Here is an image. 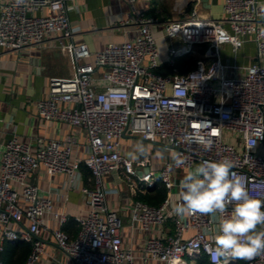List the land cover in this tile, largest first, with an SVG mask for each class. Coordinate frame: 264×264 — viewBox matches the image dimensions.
<instances>
[{"label": "built area", "instance_id": "1", "mask_svg": "<svg viewBox=\"0 0 264 264\" xmlns=\"http://www.w3.org/2000/svg\"><path fill=\"white\" fill-rule=\"evenodd\" d=\"M76 1L0 3V48L26 53L55 39L57 47L72 57L73 74L50 78L48 96L37 101L38 114L44 120L79 126L88 137L87 156L74 161L69 136L38 146L14 136L4 144L0 252L4 240L27 241L32 251L26 264H40L47 254L41 233L50 229L62 254L75 264H198L196 258L202 255L212 264L208 249L214 247L216 226L208 215L174 214L178 200L170 198L177 183L173 170L186 173L203 161L228 157L251 194L264 199V0H224L222 20L201 17L196 10L186 18L165 20L162 30L171 41L169 55L188 49V56L196 61L194 67L185 71L174 67L168 74L157 70L161 50L152 17L136 13L132 16L138 23L135 36L92 51L86 43L73 41L76 28L70 24L69 12ZM127 1L133 6L136 0ZM44 8L48 14L41 12ZM196 22L201 25V35L186 30ZM246 42L256 46L253 62H222V45L230 44L236 52ZM196 135L210 141V148L197 143ZM125 136L160 141L184 160L182 165L167 160L160 168L159 179L168 191L161 204L154 206L141 199L133 202L134 228L151 232L154 227L172 225L168 235L150 233L139 251L124 246L123 219L107 203L112 189L106 177L114 173L128 182L133 193L145 192L159 180L155 176L158 170L147 169L149 158L133 159L122 153ZM82 163L91 174L90 185L81 188L89 207L75 218L77 232L72 235L65 228L66 210L55 209L51 195L30 178L43 167L50 174H66L74 183ZM52 220L56 221L53 228ZM247 262L264 264V253ZM58 263L68 264L64 260Z\"/></svg>", "mask_w": 264, "mask_h": 264}, {"label": "crops", "instance_id": "2", "mask_svg": "<svg viewBox=\"0 0 264 264\" xmlns=\"http://www.w3.org/2000/svg\"><path fill=\"white\" fill-rule=\"evenodd\" d=\"M6 1L10 0H0V3ZM223 4L224 0H136L132 6L127 0H77L69 12L70 24L76 28L73 41L86 43L92 51L101 49L109 42H122L137 34L138 23L132 21V16L141 12L157 22L154 33L161 50L158 68L163 70L162 73L166 72L164 74L172 73L174 67L185 71L193 67L191 63L194 58L181 54L180 51L175 56L169 55L167 47L171 41L164 35L162 23L170 18H186L193 10L201 17L222 20L225 18ZM41 12L48 14L46 8ZM224 25L229 28L227 22H224ZM249 51L253 52L251 57L247 55ZM220 55L224 63L237 62L247 65L255 60L256 46L254 42H246L234 52L232 45L224 44L221 46ZM72 74V57L57 47L55 39H49L42 46L26 53L0 48V164L2 148L14 136L35 146L51 139L69 136L73 147L71 160H83L87 156L88 137L83 128L58 120H44L38 114L37 101L48 96L50 78L69 77ZM139 140L147 142L148 145L153 144L137 136H125L121 142L122 153L131 157L129 153L134 151V146ZM163 146L167 151L160 159L153 161L148 155L150 169L160 170L164 161L172 159L173 151L165 144ZM141 158L143 157L137 159ZM85 167L88 168L85 163L80 165V177L74 183L70 182L66 174H50L43 167L37 168L30 178L41 191L51 195L55 209L66 210L68 222L65 228L72 235L77 232L75 218L84 215L89 207L88 197L81 190L82 186L90 185V174ZM184 174L182 171L173 170L177 183L170 194L172 202L178 200L179 182ZM106 181L112 189L107 194V203L109 207L117 210L123 219L124 246H133L139 251L150 233L168 235L172 232V225L168 228L154 227L151 232L134 228L131 224V210L133 202L138 199V192L133 193L128 182L117 178L114 173L108 175ZM13 183L19 189V185ZM55 226L56 221L52 220L51 228ZM1 229L0 224V232ZM41 237L46 243L47 254L40 264H59L60 260L75 264L68 256L62 254L50 229L43 230ZM8 241L2 242V261Z\"/></svg>", "mask_w": 264, "mask_h": 264}, {"label": "clouds", "instance_id": "3", "mask_svg": "<svg viewBox=\"0 0 264 264\" xmlns=\"http://www.w3.org/2000/svg\"><path fill=\"white\" fill-rule=\"evenodd\" d=\"M193 139L206 150L211 146L203 136ZM150 151L151 145L141 140L129 155L147 158ZM172 159L177 165L184 163L179 153H173ZM234 167L233 161L224 157L189 168L179 182L178 203L173 206L177 216L202 214L212 218L216 226L214 247L208 249L212 264L251 261L264 253V199L251 194L245 178Z\"/></svg>", "mask_w": 264, "mask_h": 264}, {"label": "trees", "instance_id": "4", "mask_svg": "<svg viewBox=\"0 0 264 264\" xmlns=\"http://www.w3.org/2000/svg\"><path fill=\"white\" fill-rule=\"evenodd\" d=\"M191 66H195L196 62L193 60ZM162 73L163 70L157 68ZM172 72V71H171ZM166 72H163V74ZM90 174V169L86 168ZM91 175V174H90ZM168 191L162 179L147 188L145 192H138L137 198L147 202L150 205L158 206L167 197ZM32 251V244L27 241H8L5 247L2 264H26V261ZM198 264H211L206 255L196 258ZM233 264H248L247 261L237 260Z\"/></svg>", "mask_w": 264, "mask_h": 264}, {"label": "rangeland", "instance_id": "5", "mask_svg": "<svg viewBox=\"0 0 264 264\" xmlns=\"http://www.w3.org/2000/svg\"><path fill=\"white\" fill-rule=\"evenodd\" d=\"M173 44H177L176 42L173 43ZM180 53L181 54H184V55H188L189 54V50L186 49V50H180ZM248 57H251L253 55V52L249 51L247 53ZM250 59V58H249ZM141 141V140H139ZM146 145H148L147 142L143 141ZM166 148L163 146V144L160 142V141H157V142H153V144H151V151L149 153V157H151V159L153 161L157 160V159H160V157H163L164 154H166Z\"/></svg>", "mask_w": 264, "mask_h": 264}, {"label": "bare ground", "instance_id": "6", "mask_svg": "<svg viewBox=\"0 0 264 264\" xmlns=\"http://www.w3.org/2000/svg\"><path fill=\"white\" fill-rule=\"evenodd\" d=\"M200 23L196 22L195 25H192L189 29H186L189 33L199 32V35H201L202 30L200 29Z\"/></svg>", "mask_w": 264, "mask_h": 264}, {"label": "water", "instance_id": "7", "mask_svg": "<svg viewBox=\"0 0 264 264\" xmlns=\"http://www.w3.org/2000/svg\"><path fill=\"white\" fill-rule=\"evenodd\" d=\"M147 169H149V167ZM160 175H161V173H160L159 170L155 172V176H156L157 179L160 178Z\"/></svg>", "mask_w": 264, "mask_h": 264}]
</instances>
